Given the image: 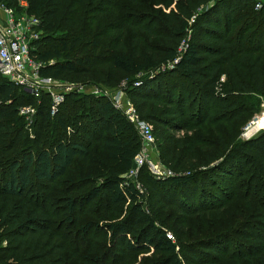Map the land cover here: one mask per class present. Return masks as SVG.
<instances>
[{
	"label": "trees",
	"instance_id": "trees-1",
	"mask_svg": "<svg viewBox=\"0 0 264 264\" xmlns=\"http://www.w3.org/2000/svg\"><path fill=\"white\" fill-rule=\"evenodd\" d=\"M16 1L0 3L16 7ZM25 1L43 33L33 52L43 64L40 75L82 76L102 87L126 76L125 93L135 107L168 106L165 121L144 119L170 129L211 126L212 138L189 137L178 155L167 148L162 159L172 169L192 165L187 154L195 145L202 153L194 158L199 166L163 181L183 187L205 179L216 186L219 179L233 188L203 191L185 214L215 210L239 196L264 225V130L236 136L249 116L242 113L251 109L247 97L264 95V0H178L174 11L138 13L137 20L122 13L100 27L87 8L96 0ZM99 3L97 11L107 12ZM150 18L156 27L144 21ZM173 75L182 80L178 85L167 83ZM23 106H33L37 124L30 138L18 112ZM139 147L136 129L107 97L69 92L50 114L47 96L37 100L0 75V264H181L178 243L154 224L143 192L125 177ZM250 238L258 243L242 257L264 264V234Z\"/></svg>",
	"mask_w": 264,
	"mask_h": 264
},
{
	"label": "rangeland",
	"instance_id": "rangeland-1",
	"mask_svg": "<svg viewBox=\"0 0 264 264\" xmlns=\"http://www.w3.org/2000/svg\"><path fill=\"white\" fill-rule=\"evenodd\" d=\"M170 1V5L165 7V0H105L104 3H99V1L96 0L95 2H90L87 8L91 9L90 11H92L91 17L93 18V22L99 23L100 27L107 21L114 22L116 16H119V14L122 13L129 14L132 16V18L137 20L140 19V15H142L138 13L160 15L161 12H167L168 10L174 11L176 1L178 0ZM95 3H99V6L107 12L100 11L99 9L97 11ZM203 6L204 4L198 6L199 9L197 10V13H194L191 16L190 23H192L196 15L204 9ZM144 21H148L149 23H152L153 27H156L152 18L145 19ZM189 32L190 29H187V37L185 41L188 40ZM200 32L201 31L197 28L196 38L203 40L204 38L200 36ZM126 39L127 38H125V40ZM153 41H155V39H153ZM44 45L46 44L43 43L42 46ZM182 47L183 46H181V48ZM179 53H181V50ZM167 63L164 64V68ZM158 69L162 68L159 67ZM125 77L126 76H123V78L117 84H114L110 87L96 85L90 79L82 76L74 77L72 79H63L57 77L55 80L58 86H63V84L80 85L82 87L80 92L83 94H88L92 89L96 88L100 89V96L107 97L111 101L114 100V98L125 99L128 101V104H130L132 107L131 109L137 119L146 122L150 126L151 141L146 151L147 163H156L160 167H163V169L170 171L172 175L176 174L177 172H179L178 174H184L192 168L199 166L194 160V158L200 159L198 156L202 153L199 150L198 144L194 146L191 156L187 154L188 157L192 158L190 162L192 165L186 166L183 169H172L169 166L167 167L162 157H165V155H167V153L170 151H167V148H175L177 155L180 154V152H184L183 143L188 144L189 137H194L199 141L212 138L214 136V132L212 131L211 126L208 123H203L199 126L188 127L186 129H170L166 126H164L165 128H162V126L159 124H155L149 119H144L145 115H150L165 121L168 115H165L164 111H167L168 106L158 103L157 101H151L146 103V108H144V111H141V109L135 107L129 96L125 93ZM166 79L167 83L172 82L175 85H178L180 81H182L179 80L175 75L166 77ZM222 79L223 77H221V80ZM18 89L21 88L18 87ZM41 96L46 97L47 95L42 94L40 97ZM47 98L49 97L47 96ZM189 99L187 98L186 101H189ZM245 104L251 109L242 113L243 117H246L247 115L249 116L245 118V121L238 129L236 134L237 140L245 139L248 136H254L259 131L263 130H254L247 134L249 127L248 123L264 114V95L253 94L247 97ZM31 107L33 108V106ZM182 119L183 117H177L174 121L179 123L182 121ZM24 122V131L30 138L33 135V125L37 124H35L30 117L28 119L24 117ZM133 167H136L135 163L133 164ZM146 167V165L139 166L133 175H130L126 178L130 182L134 183L136 188L141 189L143 192L144 196L141 198L142 206L153 218L154 224L159 229L164 231V235L165 233H169L171 235V239H169L170 241L173 243H178L176 249L181 264L255 263V257H251L249 260H246L245 257H242V255L245 256L253 253L251 252V248L253 247L248 246L257 244L258 242L255 239H251L250 237H252V235H263L264 225L259 222L260 216L255 213L252 207L246 205L242 198H239V196H234L229 200H225L223 206L215 210L201 211L195 214H185L182 210L186 207H190V205L193 203H196L199 199V194H201L203 191H205V196H207V192L210 191H213L215 195H217L221 188L228 191L233 187H229L226 181H222L221 185L219 179H217L215 182L216 186L213 184L210 186L204 182L205 179H199L196 184L188 183L183 187H175L166 184L162 178L156 179L152 177ZM141 168L142 171L139 170ZM146 174H148L152 179H145L144 175ZM207 179L208 178H206V180ZM220 185L221 188H218ZM200 196L202 198H206L203 195ZM220 198L223 199L224 196H221ZM93 203H95V201ZM99 204L101 207L104 206V204H106V200L103 198L100 200ZM121 217L122 214H119V218ZM149 256V253H140L137 257L145 258ZM198 258L202 260L201 263H199Z\"/></svg>",
	"mask_w": 264,
	"mask_h": 264
},
{
	"label": "built area",
	"instance_id": "built-area-1",
	"mask_svg": "<svg viewBox=\"0 0 264 264\" xmlns=\"http://www.w3.org/2000/svg\"><path fill=\"white\" fill-rule=\"evenodd\" d=\"M16 3V7L4 6L0 3V75L35 99H38L42 94L47 95L49 97L50 114H54L67 93L80 92L82 87L75 84L58 86L54 77L39 74L43 64L34 59L33 52L35 42L43 34L40 29V20L27 11L25 0H17ZM259 6L260 4L255 2L254 8H259ZM175 62L176 60L168 62L165 68H170ZM139 83V81L134 82L135 85ZM100 92V89L94 88L90 91V94L99 95ZM111 102L136 129L140 141L139 150L133 158L132 166L125 177L133 175L141 165H146L150 175L156 179L171 177L170 171L163 169L156 163H147L146 151L151 141L150 126L146 122L137 119L131 109L132 107L125 99L114 98ZM18 112L28 119L33 114V108L23 106L19 108ZM252 121L248 123V126L252 124ZM254 121L256 123V119ZM258 129L264 130V125H258ZM134 163L136 167H133ZM165 236L171 239L169 233H165Z\"/></svg>",
	"mask_w": 264,
	"mask_h": 264
},
{
	"label": "bare ground",
	"instance_id": "bare-ground-1",
	"mask_svg": "<svg viewBox=\"0 0 264 264\" xmlns=\"http://www.w3.org/2000/svg\"><path fill=\"white\" fill-rule=\"evenodd\" d=\"M256 119V123L253 120L252 124L248 127V131L247 134L251 133L252 131L258 129V125H264V115H262V117L260 119L255 118Z\"/></svg>",
	"mask_w": 264,
	"mask_h": 264
}]
</instances>
